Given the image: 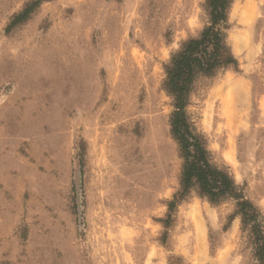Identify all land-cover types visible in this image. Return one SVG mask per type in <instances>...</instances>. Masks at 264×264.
Listing matches in <instances>:
<instances>
[{
  "label": "rangeland",
  "instance_id": "374dc122",
  "mask_svg": "<svg viewBox=\"0 0 264 264\" xmlns=\"http://www.w3.org/2000/svg\"><path fill=\"white\" fill-rule=\"evenodd\" d=\"M30 1L0 0V264H257L233 199L193 190L166 240L159 221L184 162L166 66L206 0H49L8 28ZM229 22L239 65L187 109L264 215V0Z\"/></svg>",
  "mask_w": 264,
  "mask_h": 264
},
{
  "label": "trees",
  "instance_id": "16d2710c",
  "mask_svg": "<svg viewBox=\"0 0 264 264\" xmlns=\"http://www.w3.org/2000/svg\"><path fill=\"white\" fill-rule=\"evenodd\" d=\"M49 0H32L17 12L8 28L27 21L40 5ZM234 0H206L209 21L197 36L187 38L166 66L163 87L173 98L171 132L184 159L178 190L168 201L165 217L159 221L168 237L179 205L193 190L217 204L226 199L235 201V213L241 217L244 230L249 231L257 264H264V215L249 199L228 168L212 160L206 138L197 131L188 113L191 94L197 80L212 77L222 69L237 67L238 59L227 42L229 15ZM179 264H185L180 261Z\"/></svg>",
  "mask_w": 264,
  "mask_h": 264
},
{
  "label": "bare ground",
  "instance_id": "6f19581e",
  "mask_svg": "<svg viewBox=\"0 0 264 264\" xmlns=\"http://www.w3.org/2000/svg\"><path fill=\"white\" fill-rule=\"evenodd\" d=\"M219 92V91H218ZM232 96V95H231ZM228 97H229V95H228ZM230 98V97H229ZM224 99V98H223ZM234 102V101H233ZM236 102V101H235ZM238 102V101H237ZM226 103V102H225ZM227 103H228V101H227ZM226 111V110H225ZM227 116V115H226ZM205 238V237H204Z\"/></svg>",
  "mask_w": 264,
  "mask_h": 264
}]
</instances>
